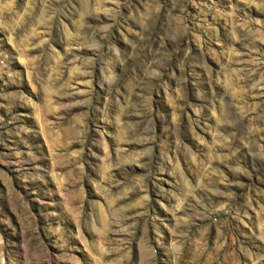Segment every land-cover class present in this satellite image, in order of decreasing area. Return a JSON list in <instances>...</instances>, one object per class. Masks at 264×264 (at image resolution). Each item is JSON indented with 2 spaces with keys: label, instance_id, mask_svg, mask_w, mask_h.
<instances>
[{
  "label": "rangeland",
  "instance_id": "374dc122",
  "mask_svg": "<svg viewBox=\"0 0 264 264\" xmlns=\"http://www.w3.org/2000/svg\"><path fill=\"white\" fill-rule=\"evenodd\" d=\"M0 264H264V0H0Z\"/></svg>",
  "mask_w": 264,
  "mask_h": 264
}]
</instances>
